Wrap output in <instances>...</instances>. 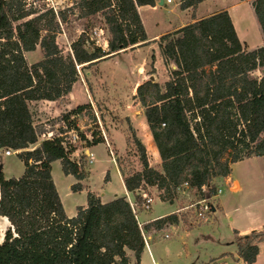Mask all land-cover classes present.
<instances>
[{
    "label": "trees",
    "instance_id": "obj_1",
    "mask_svg": "<svg viewBox=\"0 0 264 264\" xmlns=\"http://www.w3.org/2000/svg\"><path fill=\"white\" fill-rule=\"evenodd\" d=\"M202 1L179 4L188 10ZM156 3L75 0L55 11L30 0H0V150L15 152L25 168L19 178H6L0 169V216L10 223L0 243V264H130L129 252L140 264L145 236L152 239L185 219L172 213L141 225L137 214L144 210L143 193L153 191L160 201L174 204L180 191L188 190L198 201L194 214L202 221L199 202L217 194L215 180L228 177L235 163L264 159V47L241 50L231 36L219 32L214 40L230 44L220 53L210 52V66L189 67L162 86L147 82L137 88L149 126L157 139L163 137L164 146L159 145L161 161L156 166L142 162L139 169L125 170L118 160L133 205L125 196L103 203L88 192L87 204L77 207L74 217L67 216L52 164L60 161L65 175L85 179L84 157L75 161L71 156L78 142L83 148L105 142L98 118L91 103L78 105L60 116L56 134L42 139L46 130L35 123L29 103L64 99L82 69L145 45L148 39L138 8ZM252 7L264 37V0H252ZM71 16L83 21L84 28L65 56L57 35ZM97 27L108 32L105 50L90 39ZM227 27L232 29V24ZM37 49L42 59L29 64L26 54ZM169 56L172 61L176 57L172 50ZM172 65L178 69L175 62ZM85 113L94 125L87 133L77 123ZM70 132L76 134V142L70 141ZM72 190L81 191L82 185ZM262 243L264 228L243 236L234 231L236 254L245 264L255 263Z\"/></svg>",
    "mask_w": 264,
    "mask_h": 264
},
{
    "label": "rangeland",
    "instance_id": "obj_2",
    "mask_svg": "<svg viewBox=\"0 0 264 264\" xmlns=\"http://www.w3.org/2000/svg\"><path fill=\"white\" fill-rule=\"evenodd\" d=\"M49 1L57 10H63L70 7L75 0ZM178 1L173 0V4L169 5L170 8L174 9L173 12L160 7L157 12L145 15L149 33H166L182 23H187L192 18L212 13L217 14L225 10L227 14L225 12L219 14L210 25L206 26L209 32H221L231 36L242 48L241 50L246 47H248V50L264 47V37L254 14L252 0H203L191 11L182 10L177 5ZM30 2L37 7L47 8V0H30ZM83 23V21L76 20L71 16L68 22L62 25L61 33L57 35V43L65 56L71 53L70 45L82 32ZM230 23L232 29L227 27ZM100 26L101 24L98 27ZM108 38V32L105 30L103 41L106 42ZM193 44L190 33L184 34L175 42L177 47L189 49V52L185 55L187 61L190 60V49ZM26 58L29 64L36 63L42 59V52L37 49L35 52L26 54ZM148 58L151 59L152 56H148L147 49L138 51L135 56L128 52L116 55L99 65L80 71L79 80L86 84L85 87L87 86L92 94L97 97V109H94L95 116L98 118L102 135L105 132L109 139L111 149L115 153V160L109 154V148L104 142L90 148L94 160L89 163L83 152L85 149L83 148L84 144L78 142L76 144L78 151L71 158L78 161L84 157L82 167L86 172L87 177L85 179L78 180L74 176L65 175L60 161H55L52 164V176L67 216L74 217L77 207L86 205L89 192L88 186L95 192L100 191L102 186H105L107 175L111 176L112 184L111 188L106 186L107 190L104 191L106 196L103 203L112 200L114 194H117L118 197L123 196L124 188L117 172V167H120L118 160H120L125 170L137 169L142 162L156 166L161 161L156 151L151 149L141 150L142 146L139 145V138L135 136V133L138 134L141 141L146 143L145 134L148 131V125L147 118L144 115L145 110L137 99L136 84L133 85L134 83L130 81L133 80L134 82V78L140 75L137 70L133 69L138 66L140 61L144 60L146 62ZM148 69L150 72L152 70L151 66ZM163 73L160 69V74H157L158 79L165 78V80H168V72ZM178 74L180 73H174L173 75ZM255 75L260 76L261 73L256 72ZM141 76L144 77L145 73ZM152 91L149 95L151 100L155 96ZM64 102L65 98L59 102L62 106L52 104L48 108L45 106L48 104L30 102L29 106L35 123L41 125L45 130L49 128L48 126L59 128L62 125L60 116L67 112ZM87 102L85 89L82 85H78L71 94L70 103L77 106ZM55 105L60 106L62 111L57 118L50 116L51 109ZM77 123L80 131L84 133L94 127L90 116L86 113L77 118ZM132 126H135L133 128H136L137 131L133 130ZM56 130L55 128L53 130L55 134ZM110 136L112 137L110 138ZM162 138L160 137V140ZM42 139L44 138L42 137ZM163 146L160 145L161 148ZM4 152L5 150H0V169L3 170L6 178L21 177L25 169L23 162L16 153L6 156ZM232 174L233 180H237L239 183L238 190L232 191L230 190L232 183L225 185L222 179H216L219 181L215 180V183L222 192L218 197L207 201L212 209L207 214L206 219L202 218V221H199L194 214V207H196L198 201H196V197L192 192L188 190L180 191L177 201L174 204H169L160 201L155 195L156 193L152 191L150 194L153 198L151 209L139 211L137 214L141 225L148 220L172 213H176L180 218L184 216L185 219L180 221L177 226L167 228L161 234H153L154 238L148 240L149 247L145 248L141 256V264H245L242 260L237 259L236 246L232 243L233 231L234 229L260 230L264 228V159L253 157L238 162L232 166ZM78 183L82 185V190L73 191L72 186ZM129 197L134 200L133 195ZM218 199L219 208L217 207ZM214 207L218 208L215 213L213 212ZM8 228L0 216V239ZM166 235L169 237L165 238ZM260 246L263 247L261 250L264 252V243ZM129 255L131 258L130 264H135V257L131 252H129Z\"/></svg>",
    "mask_w": 264,
    "mask_h": 264
},
{
    "label": "crops",
    "instance_id": "obj_3",
    "mask_svg": "<svg viewBox=\"0 0 264 264\" xmlns=\"http://www.w3.org/2000/svg\"><path fill=\"white\" fill-rule=\"evenodd\" d=\"M172 4H173V1H172V3H167L166 0H164V4L162 6H160L159 5V0H157L156 6H142V7L138 8V11H139L142 23L144 25L148 40H147L145 45H143L141 47H137V48H135L133 50H128L125 53L131 52V54L135 56V54H137L138 51L147 49L148 56L150 57V55H151L152 58L151 59L148 58V60H146V62L144 60L140 61L138 66H136L133 69V70H137L139 72V74H140V75H137L138 76L137 78H134V82H133V80L130 81L131 83H134L133 85L136 84L135 85V90L139 86H141V85H143V84H145L147 82L155 83V84H158L159 86H162L167 80H165V78H163L162 80H160V78L158 79L157 74H160V69H162V71L164 73L167 71L168 72V77H173L174 78V75H173L174 73L184 74V73L188 72L187 68H189V67H192V68H195V69L208 67L212 63H214V61L211 60L212 53H210V52H217L218 51L220 53V52H222V49L224 48V46H227V45L230 44V40H226L224 44H221L220 42L215 41L214 38L217 37L219 32H215V33L214 32H209L206 29V26L210 25L213 22V20H209L208 22L203 23V24L201 23L202 20L210 18L213 15H215L214 13L209 14V15H204V16H201V17H198V18H196V17L192 18L187 23H182L178 27H175V28L171 29L170 31H168L166 33H162V32H159V33H156V34L149 33V31L147 29V26H146V22H145V15H150L151 13L157 12L160 7H162V9H164V10H168L169 12H173L174 9L170 8V6H169V5H172ZM177 5L180 7L179 1H178ZM188 10L191 11L192 9H188ZM223 11H225V10H223ZM187 26H191V28L186 30V31H181L182 29H184ZM187 33H190V36L193 38V43H194L192 48L190 49L191 53H190V56H189V59H190L189 61H187V59L185 57L186 53L189 52V49H187L185 47L179 48V47H177L175 45V42L177 41V39L182 37L184 34H187ZM205 49H208L209 51L206 52ZM171 50L174 52V54L176 56V57H173V61L170 60V58H169L170 57L169 56V52H171ZM121 54H124V53H121ZM173 62L176 63V66L178 68L177 71L172 68ZM100 63H98L97 65H99ZM150 66H151L152 70L149 72L148 68ZM137 71H135V72H137ZM143 73H145L144 77L141 76ZM147 74H148V76H146ZM131 83H129V85H131ZM78 85H82L83 88L85 89V92L87 94V101H88L87 103H91L92 107L94 109H97V107H96V105H97L96 98L97 97L92 94L91 90H89V88H87V86L85 87L86 84H83L79 80L77 83H75L73 85V88H72L71 92L65 97V102L64 103L66 104V106H65L66 110L70 111V110H72L73 108L76 107L75 105L70 103V98H71V94H72L73 90ZM40 102L43 103L44 105L48 104V105H45L47 108L52 106V104H60L59 103L60 100H57V101H46V100H43V101H36L35 103H40ZM139 104L141 105L140 102H139ZM40 112H41V110H40ZM61 112L62 111L60 110V106L58 107L57 105H55V107L51 109V112H50L51 115L50 116H53L54 118H57V117L60 116ZM33 118H34V116H33ZM147 125H148V131L145 134V139H147L146 143L144 141H141V137H138V134L135 133V136L137 138H139L138 139L139 145L142 146L141 150H143V149L144 150L151 149L153 151H156L158 156L160 157V153H159L160 147H159V145L161 144L160 143L161 141H160V139L156 138L154 132L152 131L151 127L149 126L148 121H147ZM48 127H49L48 129L50 131H53L54 128L57 129L56 131H58V129H59L58 127H53V126H48ZM133 127H135V126H132V128ZM48 129H46V130H48ZM133 130L137 131L136 128H133ZM111 137L112 136H110V138ZM179 138L181 140L183 138V136L181 135V136H179ZM88 149L90 150V148H88ZM159 164H160V162L157 163L156 165H159ZM234 165H236V163ZM138 168H140V167L138 166ZM117 172H118V176L120 177V181H121V183L123 185V188H124L123 196H125L127 198V200L132 205L134 200L131 199L129 196H131L133 194L129 193L126 190L124 182H123V177L121 175L119 167H117ZM232 175L233 174L231 172V174L228 177L219 178V180L222 179L223 184H225V185H230L232 183L230 185V190L236 191L239 188V183H238L237 180H233ZM219 180H216V181H219ZM105 181H106L105 186H102L100 191H97V192L93 191L92 188L90 186H88L89 187V192L95 193L101 199L102 202H104V197L106 196V193L104 192L105 190H107L106 186L111 188V184H112L111 176L107 175ZM113 196H114L113 199L118 197L117 194H114ZM109 201H111V200H109ZM83 206H85V205H83ZM217 207L218 208L220 207L219 199L217 201ZM218 208L214 207L213 208V210H214L213 212L215 213ZM160 217L161 216H159L157 218H160ZM157 218H154V219H157ZM154 219H151V220H154ZM2 220L6 223L7 228L10 227V223L8 222V220L6 218L2 217ZM148 221H150V220H148ZM234 231H238L239 234L243 236V235H247V234L251 233L252 231H254V229H245V230L234 229ZM234 231H233V235H234ZM3 237L4 236H2V238ZM2 238L0 239V243L2 242ZM148 239L151 240L150 237H148ZM232 243H234V237H233V242ZM262 248H261V246L259 247V254H258L254 264H264V252L261 250ZM237 259L241 260L240 258H237ZM135 264H136V262H135ZM140 264H141V262H140Z\"/></svg>",
    "mask_w": 264,
    "mask_h": 264
},
{
    "label": "built area",
    "instance_id": "obj_4",
    "mask_svg": "<svg viewBox=\"0 0 264 264\" xmlns=\"http://www.w3.org/2000/svg\"><path fill=\"white\" fill-rule=\"evenodd\" d=\"M172 1L173 0H166L167 3H172ZM47 2H48L47 3V7L48 8H52L55 11H57V8L52 3L50 4V1L49 0H47ZM104 35H105V30L99 29V28H94L90 32V39H91V41H94L97 46H100V47H102L105 50L107 48V43L108 42L107 41L106 42L103 41ZM54 134L55 133L53 131H47L46 130V132L42 135V137L43 138H50ZM69 136H72V137H70V141L71 142H76L77 136L75 135V133L70 132L69 133ZM103 137H104L105 143L107 144V146L109 148V154L112 155V158L115 160L114 151L111 149V144L109 143V139L107 138V135H106L105 132L103 134ZM85 149L83 151L84 152V155L87 157V161L89 163H92L93 160H94L93 154L90 152V150L88 148H85ZM4 153H5L6 156H10L14 152H12L10 150H7ZM207 189H208L207 187H203V190L206 191V193L208 194ZM221 192H222V190L219 188L218 191H217V194L214 197L215 198L218 197ZM142 197L144 199L143 209L144 210H150L151 209L152 202H153V198L148 193H143L142 194ZM214 197H212V198H214ZM212 198L208 196L206 200H202L201 202H199V204L201 205V209H200L201 212L199 213V216L200 217H204L203 214L205 212H207V211H210L212 209V206L207 202L208 200H210ZM134 210H135V208H134ZM168 237H169L168 235L165 236V238H168ZM148 240H149L148 237L145 236V246H146V248L149 247Z\"/></svg>",
    "mask_w": 264,
    "mask_h": 264
},
{
    "label": "water",
    "instance_id": "obj_5",
    "mask_svg": "<svg viewBox=\"0 0 264 264\" xmlns=\"http://www.w3.org/2000/svg\"><path fill=\"white\" fill-rule=\"evenodd\" d=\"M164 4V0H159V5L162 6ZM173 69H175V67H173ZM140 193V191H139Z\"/></svg>",
    "mask_w": 264,
    "mask_h": 264
}]
</instances>
